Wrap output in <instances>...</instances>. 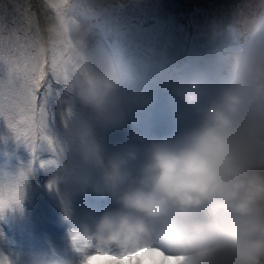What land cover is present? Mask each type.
I'll list each match as a JSON object with an SVG mask.
<instances>
[{
    "label": "clouds",
    "instance_id": "9594fccd",
    "mask_svg": "<svg viewBox=\"0 0 264 264\" xmlns=\"http://www.w3.org/2000/svg\"><path fill=\"white\" fill-rule=\"evenodd\" d=\"M208 40L215 46L180 64L95 70L78 82L73 104L86 115L68 129L46 190L66 220L76 195L108 206L71 230L74 262L53 250L28 264H264V12L212 27ZM157 92L170 101L171 131L133 132L109 149L101 133L135 125ZM10 206L0 199V219Z\"/></svg>",
    "mask_w": 264,
    "mask_h": 264
},
{
    "label": "rangeland",
    "instance_id": "374dc122",
    "mask_svg": "<svg viewBox=\"0 0 264 264\" xmlns=\"http://www.w3.org/2000/svg\"><path fill=\"white\" fill-rule=\"evenodd\" d=\"M141 1L145 3L0 0V103L4 115L13 122L34 118L39 134L36 146L40 147L43 118L38 109L28 111L23 93L32 75L29 59L43 64L46 75L40 83V104L52 138V145L44 146L41 160L32 156L28 145L17 141L7 121H0V178L10 179L0 187V199L6 205L12 203L0 219V252L17 258L18 264H28L33 256L47 255L53 250L74 262L72 248L78 250L79 242L71 230L80 222H87L86 210L100 211L108 206L106 199L91 193L79 194L72 198V215L66 220L60 196L46 190L51 168L64 151L68 129L75 119L86 115L73 104L78 82L95 70L114 68L143 74L146 68L162 60L180 64L215 46L208 40L210 28L241 27L264 12V0H243L248 2L235 10H231L234 6L231 0H223L218 7L215 0H195L196 5L189 12L193 27H189L180 15L186 9L181 1ZM143 4L145 7L141 8ZM167 18L174 24L163 23ZM49 113L54 128L50 126ZM133 116L137 120L135 125L101 133L109 149L129 140L133 132L161 136L171 131L170 101L162 92H157L149 109ZM153 126L162 129L155 130ZM33 159L37 161L36 167L32 166ZM21 171L26 173L25 182Z\"/></svg>",
    "mask_w": 264,
    "mask_h": 264
},
{
    "label": "snow or ice",
    "instance_id": "6c2138e0",
    "mask_svg": "<svg viewBox=\"0 0 264 264\" xmlns=\"http://www.w3.org/2000/svg\"><path fill=\"white\" fill-rule=\"evenodd\" d=\"M29 65L31 67V73L32 75L29 77V79L25 83V91L23 93L24 99L26 100L27 104L29 105L28 111L35 112L36 109L39 110V113L41 117L43 118V123L41 127L44 130V134L40 136V140L43 141V143L40 144V147L37 148V139L36 137L39 135L35 128V119H31L30 121H24L21 120L19 122H13V120L10 117H6L4 115V106L2 103H0V121H7L8 127L12 130L15 137L17 138V141H22L24 145H28L31 149L32 156L38 157L39 159L44 158L43 154V148L47 144L49 146L52 145V138L49 135L48 132V119L45 113L44 108L41 106V96H40V83L42 80H44L46 72L44 70V65L40 64L37 65L36 63L32 62L29 59ZM29 65H26L28 67ZM32 166H37L36 159L32 160ZM23 182H25V171H21L20 173ZM22 197L19 199L21 200ZM18 200V201H19ZM9 204H12L11 202ZM0 264H7V261L0 260Z\"/></svg>",
    "mask_w": 264,
    "mask_h": 264
},
{
    "label": "trees",
    "instance_id": "16d2710c",
    "mask_svg": "<svg viewBox=\"0 0 264 264\" xmlns=\"http://www.w3.org/2000/svg\"><path fill=\"white\" fill-rule=\"evenodd\" d=\"M139 2H142V3H145L144 1H141V0H138ZM179 1H181V3H183V4H185L186 5V9H184L181 13H180V15H182V18H183V22H186L185 23V25L186 26H189V27H193V25H192V20H191V16L189 15V12H190V10H192L193 8H194V6H192V5H196V3H195V0H179ZM196 1H201V0H196ZM232 2H233V8L231 9V10H235V8L236 7H239L240 5H241V3H244V4H246L248 1H246V2H244L243 0H231ZM215 2H216V5H217V7H218V5L220 4V5H222V2H223V0H215ZM200 3H202V2H199V3H197V4H200ZM146 6H149V4H145ZM199 5H197V7H198ZM141 8H144L145 6H144V4L143 5H141L140 6ZM196 7V8H197ZM232 15H233V11H232ZM173 16H175V15H173ZM176 16H177V14H176ZM169 18V17H168ZM168 18H167V21L165 20L163 23H167L168 25H172V24H174V23H169L168 22ZM174 18V17H173ZM181 18V17H180ZM156 19H157V21H159V19L156 17ZM224 19V17H222V20ZM161 21H162V19H160ZM180 23H181V21H179ZM224 22V21H223ZM182 29V31H184V27H182L181 28ZM40 144V143H39Z\"/></svg>",
    "mask_w": 264,
    "mask_h": 264
}]
</instances>
